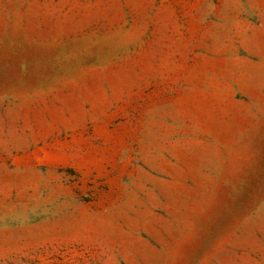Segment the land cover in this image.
Masks as SVG:
<instances>
[{
	"label": "rangeland",
	"instance_id": "obj_1",
	"mask_svg": "<svg viewBox=\"0 0 264 264\" xmlns=\"http://www.w3.org/2000/svg\"><path fill=\"white\" fill-rule=\"evenodd\" d=\"M0 264H264V0H0Z\"/></svg>",
	"mask_w": 264,
	"mask_h": 264
}]
</instances>
